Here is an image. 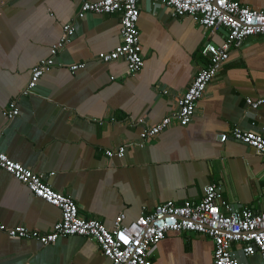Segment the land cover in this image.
Segmentation results:
<instances>
[{"label": "crops", "instance_id": "0c3cea01", "mask_svg": "<svg viewBox=\"0 0 264 264\" xmlns=\"http://www.w3.org/2000/svg\"><path fill=\"white\" fill-rule=\"evenodd\" d=\"M97 1L0 0V151L47 176L54 191L76 202L81 217L99 220L108 229L120 213L130 222L167 201L200 202L209 184L234 207L264 212V157L232 139L219 141L234 128L264 126V104L252 110L245 102L264 98V35L247 37L230 50L189 125L172 124L144 148L126 150L122 159H108L104 151L138 140L140 129L129 121L143 117L152 125L177 110L176 100L206 64L202 47L206 42L220 45L222 30L210 35L190 17H171L166 6L142 0L137 28L143 67L127 75L122 60L97 59L120 43L118 16L87 13L34 94L22 95L32 67L49 56L62 26L74 21L83 2ZM235 1L264 8V0ZM80 63L84 69L71 74L68 68ZM13 100L20 113L8 121L2 110ZM59 217L57 208L0 169L4 228L24 226L48 234ZM233 252L240 264H261L257 255L244 257L240 247L233 246ZM212 253L207 236L168 233L148 257L152 264H210ZM0 264L110 261L82 237L41 246L0 232Z\"/></svg>", "mask_w": 264, "mask_h": 264}, {"label": "built area", "instance_id": "2783aa9c", "mask_svg": "<svg viewBox=\"0 0 264 264\" xmlns=\"http://www.w3.org/2000/svg\"><path fill=\"white\" fill-rule=\"evenodd\" d=\"M75 2L76 0H68ZM142 0H101L83 2L73 22L62 26L60 39L51 46L47 58L36 63L29 80L22 91L23 96L34 94L40 78L55 65V58L68 45L77 31L78 21L87 13L112 14L119 18L120 43L110 52L100 53L97 59L102 63L123 61L127 75L139 72L143 67V57L137 28L139 2ZM153 6H166L171 17H190L210 35L224 29L220 45L206 42L201 55L207 61L193 77L187 90L176 100L177 110L159 122L147 125L143 117L129 121L140 131L137 141L126 142L115 149L104 151L108 159H122L126 150L144 148L151 139L177 123L185 127L195 116L196 107L209 83L217 76L223 64L228 61L230 50L239 48L244 39L264 35V8L256 10L235 0H149ZM85 64H75L68 68L71 74L84 69ZM246 105L256 110L264 104V98H247ZM20 113L16 101H10L2 110V115L12 121ZM111 122L114 118L110 119ZM99 125L104 122L100 120ZM255 127V123H251ZM3 129L0 128V138ZM232 139L254 149L264 157V126L258 130L244 131L234 128L222 134L219 141ZM0 169L10 174L24 185L30 193L48 205L57 208L59 220L48 234H40L24 226L6 229L0 223V232L11 239L36 241L48 246L60 238L78 236L93 241L102 256L110 264H152L148 253L151 248L165 238L168 233H190L207 236L213 244L210 264H240L233 252V246L240 247L244 257L257 255L264 264V212L255 213L248 208L234 207L226 201L215 184L206 185L200 202L167 201L157 205L150 213L141 212L133 221L127 222L124 213L116 216L108 229L99 220L85 219L79 215L76 202L69 196L54 191L47 182V176L38 174L22 164L12 161L0 151ZM49 176H53L50 173Z\"/></svg>", "mask_w": 264, "mask_h": 264}, {"label": "water", "instance_id": "95a60500", "mask_svg": "<svg viewBox=\"0 0 264 264\" xmlns=\"http://www.w3.org/2000/svg\"><path fill=\"white\" fill-rule=\"evenodd\" d=\"M221 30H222V32H223L224 35L227 34V32L224 29H221Z\"/></svg>", "mask_w": 264, "mask_h": 264}]
</instances>
